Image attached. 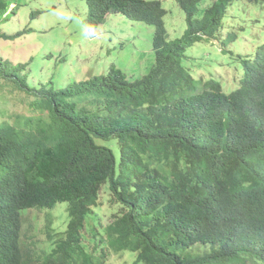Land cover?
<instances>
[{"label":"trees","instance_id":"1","mask_svg":"<svg viewBox=\"0 0 264 264\" xmlns=\"http://www.w3.org/2000/svg\"><path fill=\"white\" fill-rule=\"evenodd\" d=\"M83 1L87 32L108 13L153 26L154 61L143 77L111 65L56 88L31 81L28 62L0 59V90L16 87L34 111L10 123L0 106V264H104L111 252L134 264H264V38L236 57L222 50L240 72L233 89L185 63L220 39L238 3L261 9L263 33L264 0H177L186 28L175 39L159 0ZM103 193L116 210L106 225ZM62 202L65 229L48 218L47 247L21 238L23 210Z\"/></svg>","mask_w":264,"mask_h":264},{"label":"rangeland","instance_id":"2","mask_svg":"<svg viewBox=\"0 0 264 264\" xmlns=\"http://www.w3.org/2000/svg\"><path fill=\"white\" fill-rule=\"evenodd\" d=\"M166 10L163 17L169 39L181 37L185 31V15L177 0H159ZM6 12L0 13V58L13 64L28 62L29 79L33 82H48L55 79L56 88L87 76L101 75L111 65H116L129 77L147 75L154 61L152 37L154 28L135 22L118 13H108L93 34L85 30L83 20L86 5L83 0H3ZM211 0H203L207 7ZM246 6V7H245ZM240 11V12H237ZM237 12V13H236ZM260 8L236 4L229 10V17L218 37L195 44L187 52L185 63L197 78L214 76L223 81L225 90L237 86L235 66L227 61L224 51L233 57L253 50L263 43L264 32L260 21ZM247 31V32H246ZM227 32H235V43L223 46L221 38ZM226 59V62H225ZM37 67V68H34ZM11 92V93H10ZM0 94L13 97L12 106H5L12 123L14 115H32L27 107L29 97L14 87H4ZM20 94V98L15 96ZM7 99V98H6ZM3 102V99H0ZM1 114V113H0ZM27 115L24 118L28 117ZM99 209L102 225H106L115 206L109 205L103 193ZM66 203H57L52 210L32 209L22 211L21 238L47 247L44 233L48 218L59 231L65 229ZM24 213V214H23ZM64 213V214H63ZM62 215V218L60 216ZM134 256L126 252L107 253L104 264H134Z\"/></svg>","mask_w":264,"mask_h":264},{"label":"clouds","instance_id":"3","mask_svg":"<svg viewBox=\"0 0 264 264\" xmlns=\"http://www.w3.org/2000/svg\"><path fill=\"white\" fill-rule=\"evenodd\" d=\"M212 1H213V0H211V2H212ZM211 2H210V4H211ZM202 4H203V0H201V8H205V7L202 6ZM210 4H209V5H210ZM238 4H241V3H238ZM209 5H208V6H209ZM237 12H240V11H237ZM237 12H236V13H237ZM118 14H119V13H118ZM228 15H229V14H228ZM164 16H165V15H164ZM228 17H229V16H228ZM227 19H228V18H227ZM140 23H141V22H140ZM100 24H101V23H100ZM100 24H99V25H100ZM225 25H226V23H225ZM225 25H224V27H225ZM97 27H98V26H97ZM97 27H96V28H97ZM224 27H223V29H224ZM96 28L93 30V32H87V33H88V34H93V33L95 32ZM227 33H228V32H227ZM227 33H226V34H227ZM234 33H235V32H234ZM226 34H225V35H226ZM0 59H2V58H0ZM231 89H232V88H231Z\"/></svg>","mask_w":264,"mask_h":264}]
</instances>
